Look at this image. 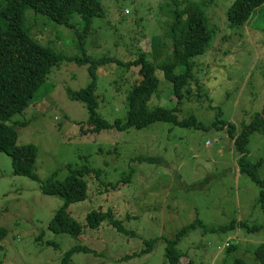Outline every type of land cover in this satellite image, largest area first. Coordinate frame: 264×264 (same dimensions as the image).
Wrapping results in <instances>:
<instances>
[{
    "label": "rangeland",
    "instance_id": "374dc122",
    "mask_svg": "<svg viewBox=\"0 0 264 264\" xmlns=\"http://www.w3.org/2000/svg\"><path fill=\"white\" fill-rule=\"evenodd\" d=\"M98 1L106 15L94 20L86 52L94 58L122 62L135 61L146 53L158 66L160 79L159 92L150 104L152 111L178 107L173 84L161 67L174 53L167 36L174 21L170 12L197 4L216 31L206 53L195 59L193 78L177 114L179 121L195 117L210 127L222 111V120L240 133L264 112V6L255 11L248 25L231 27L229 11L235 0H178L179 8H169L165 0ZM26 17L29 34L37 42L68 57L81 55L79 19L74 20L76 27L66 28L32 11ZM186 18L187 14L182 20ZM157 37L166 43L163 50L154 46ZM88 68L62 62L40 91L43 100L9 124H26L17 128L18 144L38 147L35 173L40 181L14 175L11 158L0 152V229L7 230L0 240V264H60L75 246L89 251L76 252L73 264H172L173 258H167L168 241L197 220L208 229L231 226L233 221L245 222L248 228L238 225L235 230L211 233L197 226L178 246L181 264H234L237 259L260 264L255 252L264 245V212L258 202L261 190L241 173V155L228 130L196 131L159 123L143 131L111 130L84 136L82 129H92L88 111L72 102L67 91L88 87ZM97 75L99 116L111 125L125 120L126 100L142 79L139 69L108 64L99 67ZM142 157L155 161H138ZM248 159L253 164L264 160V134L252 136ZM69 165L100 171L84 177L88 198L69 209L82 226L78 237L50 230L64 201L42 190L53 176L64 181L70 174ZM259 176L264 181V163ZM94 211L112 212L115 220L136 234H121L108 221L97 229L89 228L86 218ZM254 227L260 228L253 231ZM156 239V245L146 244ZM148 248V254L126 259Z\"/></svg>",
    "mask_w": 264,
    "mask_h": 264
},
{
    "label": "trees",
    "instance_id": "16d2710c",
    "mask_svg": "<svg viewBox=\"0 0 264 264\" xmlns=\"http://www.w3.org/2000/svg\"><path fill=\"white\" fill-rule=\"evenodd\" d=\"M164 4H168L169 8H179L178 0H165ZM263 6L264 0H235L229 11L230 26L248 25L255 11ZM28 11L44 16L54 24L66 28L76 27L74 20L79 19L77 47L81 51V55L68 57L32 38L26 26V12ZM170 14L174 17V21L169 26L167 36L173 43L174 53L173 57L161 67L165 77L173 84L178 107L173 110L158 108L152 111L150 104L159 92L160 79L157 76L158 66L148 59L146 53H143L135 61L122 62L115 58H94L86 52L85 42L93 29L94 20L104 18L106 15L98 0H4L0 4V152L11 158L14 175L27 177L36 182L40 181L35 173L39 149L34 144H18L17 128L24 127L26 124L19 122H14L11 126L9 124L17 115L24 113L29 107L43 100L44 97L39 94L52 70L60 66L62 62L69 61L80 66H89L90 83L88 87L79 92L67 91L72 102L81 103L88 111V124L92 129L88 132L82 129V135L86 136L89 132L100 135L111 130L119 133L131 132L132 130L143 131L159 123L196 131H211L213 129L222 132L228 130L230 136L235 139L237 152L241 155V173L250 177L261 190L258 202L264 212V181L259 176V169L264 160L253 164L248 159L252 136L256 133L264 134V112L256 115L251 124L244 125L240 133L235 125L222 120L224 117L222 111H219L216 121L210 127L200 123L195 117L179 121L177 114L181 113L180 108L185 100V95L188 93L189 82L193 78L195 59L206 53L214 39L216 30L209 26L207 15L197 4H191L184 11L172 10ZM186 14V20H182ZM153 43L160 50L166 46V43L159 37L155 38ZM108 64L137 68L142 78L136 82L128 100H126L128 114H126L125 120H116L113 125L99 116V103L96 96L98 68ZM138 161L153 163L155 159L142 157ZM67 168L70 174L64 181H57L56 177L53 176L43 186L42 190L45 195L59 197L64 201V206L51 220L50 230L54 233L78 237L81 234L82 226L70 216L69 209L72 205L84 202L88 198L89 189L84 177L89 173L98 175L100 171L91 170L87 167L73 169L70 165ZM105 221H108L110 226L121 234H136L126 230L120 221L115 220L110 211L107 213L94 211L86 218L87 226L91 229L99 228ZM238 225L248 228L245 222L233 221L231 226L208 229L202 221L197 220L182 228L176 239L168 241L167 258L170 261L173 258L172 264H181L182 255L178 246L188 232L197 230V226L204 231L210 230L211 233H216L235 230ZM258 228L260 227H254L252 230H258ZM6 233V229H0V240ZM158 242L159 239H156L146 241V244L156 245ZM150 249L135 253L126 259L130 260L148 254ZM80 251L88 252L89 250L85 247L75 246L65 253L60 264H73V255ZM174 253L178 254L176 259L173 257ZM255 253L259 263L264 264V245L258 247ZM188 264L195 263L190 261ZM234 264H247V262L243 259H237Z\"/></svg>",
    "mask_w": 264,
    "mask_h": 264
}]
</instances>
